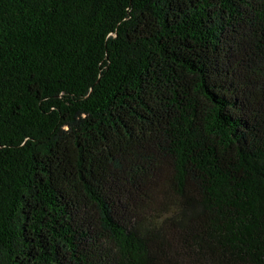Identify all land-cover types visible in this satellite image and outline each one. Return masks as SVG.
Here are the masks:
<instances>
[{"label": "trees", "instance_id": "1", "mask_svg": "<svg viewBox=\"0 0 264 264\" xmlns=\"http://www.w3.org/2000/svg\"><path fill=\"white\" fill-rule=\"evenodd\" d=\"M0 264H264V0H0Z\"/></svg>", "mask_w": 264, "mask_h": 264}]
</instances>
